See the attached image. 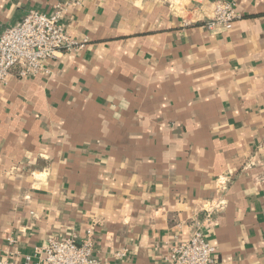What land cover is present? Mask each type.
I'll return each instance as SVG.
<instances>
[{"label":"crops","instance_id":"0c3cea01","mask_svg":"<svg viewBox=\"0 0 264 264\" xmlns=\"http://www.w3.org/2000/svg\"><path fill=\"white\" fill-rule=\"evenodd\" d=\"M66 1L0 0V36ZM216 1L228 32L202 26ZM62 21L84 46L0 83V260L94 223L96 259L165 264L200 221L213 264H264V0H80Z\"/></svg>","mask_w":264,"mask_h":264},{"label":"built area","instance_id":"2783aa9c","mask_svg":"<svg viewBox=\"0 0 264 264\" xmlns=\"http://www.w3.org/2000/svg\"><path fill=\"white\" fill-rule=\"evenodd\" d=\"M80 0L58 2L49 14L29 11L21 22L6 28L0 36V83H5L10 75L19 78L48 73L44 63L56 59L60 54L80 50L84 44L72 39L64 27L63 13L78 5ZM237 19L235 5L228 1H216L212 5L211 15L202 26L209 32H228ZM264 162V143L258 147ZM183 229L184 224L177 225ZM187 238L173 237L165 242L163 255L165 264H213L215 249L209 243L200 221H194ZM94 223L89 226L81 238L71 235L65 239L48 238L37 248L39 257L33 264H110L100 261L94 255ZM9 242L11 240L9 239ZM118 253L116 257H123ZM32 258L25 256L23 264H30ZM0 264H14L9 259L0 260Z\"/></svg>","mask_w":264,"mask_h":264}]
</instances>
